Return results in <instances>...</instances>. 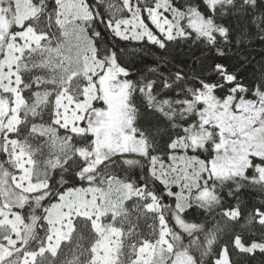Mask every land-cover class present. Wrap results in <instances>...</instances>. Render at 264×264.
<instances>
[{
	"label": "snow or ice",
	"instance_id": "snow-or-ice-1",
	"mask_svg": "<svg viewBox=\"0 0 264 264\" xmlns=\"http://www.w3.org/2000/svg\"><path fill=\"white\" fill-rule=\"evenodd\" d=\"M253 40L264 0H0V264L264 258Z\"/></svg>",
	"mask_w": 264,
	"mask_h": 264
},
{
	"label": "trees",
	"instance_id": "trees-1",
	"mask_svg": "<svg viewBox=\"0 0 264 264\" xmlns=\"http://www.w3.org/2000/svg\"><path fill=\"white\" fill-rule=\"evenodd\" d=\"M261 61H264V44L255 40L242 53V58L239 61L233 59L235 66L240 68L248 78H251L252 69L256 68ZM262 261H264V258L257 253L250 264H262Z\"/></svg>",
	"mask_w": 264,
	"mask_h": 264
}]
</instances>
